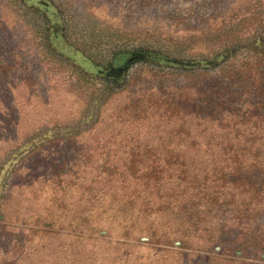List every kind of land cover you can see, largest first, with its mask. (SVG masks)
I'll return each mask as SVG.
<instances>
[{
	"label": "rangeland",
	"instance_id": "1",
	"mask_svg": "<svg viewBox=\"0 0 264 264\" xmlns=\"http://www.w3.org/2000/svg\"><path fill=\"white\" fill-rule=\"evenodd\" d=\"M66 2L64 13L60 14L74 18L72 33L67 38L77 49H66L64 57L70 58L69 61L50 51V42L42 37L43 24L37 15L31 12L27 16L25 11L0 5V91H12L10 95L0 93V264H252L253 259L242 257L240 253L252 252L249 244L244 243L241 229H229L228 226L221 231L218 225L211 226L210 220L205 225L206 214L188 202L192 184L176 180L186 168L165 165L164 158L153 162L145 155L127 166L139 172L129 179L134 180L132 184L154 185L157 191L167 185L159 196L171 204L170 208L161 213H150L160 202L153 198L156 192L145 186L140 188L142 194L133 206L124 209L117 218L108 215L101 222L89 217L91 205L88 201L94 203L104 191L94 197L96 191L84 187L92 184L101 189L103 184H109L104 180V173L95 176L102 165V157L108 158L109 162V154L111 158L116 154L114 160L123 165L131 152L143 151L150 155L170 152L176 158V154H193L197 148L188 143H163L165 138L174 140L177 132L163 127L152 128L157 123L155 118L140 113L145 109H137L132 102L129 104L133 101L139 105L133 99L134 94L140 97L146 89L152 93L157 91L160 80L152 77L155 73L152 66H134L129 72L134 79L130 86L132 92L110 98L102 105L99 115L93 113V118L87 119L89 109L94 111L96 104L94 92L101 91L105 85L97 78V68L87 56L101 59L109 57V51L114 47L133 49L145 44L156 48L180 44L195 52L204 50L210 42L208 38L200 37L201 34L192 33L191 28L202 27L206 19L190 16L193 0ZM50 10L56 11L53 7ZM210 13L209 10L201 11L205 16ZM8 63L9 67L4 65ZM82 73H87L86 77ZM186 77L180 76L172 82ZM163 85L166 91L172 87L168 82ZM147 99H143L145 103ZM10 105L12 108L7 110ZM86 120L87 125L80 126L79 123ZM73 125L78 126L76 140L67 143L62 139L51 144L39 150L35 157L21 160L20 167L12 172V164L21 158H16L19 146L26 149L27 145L39 143L40 140H31L33 137L45 134L43 136L50 138L59 127ZM59 134L61 138L72 136L71 132ZM99 138L110 139L111 144L104 148L94 147V141ZM93 154L97 157H90ZM58 159L60 162H56ZM52 164H65L66 169H49ZM108 166L109 163L105 164ZM168 174L172 183L166 182ZM156 175L163 180H156ZM53 178H67L70 186L63 190L67 200L60 209L53 206L50 189L35 197L32 193V186L39 188L50 184ZM24 198L26 208L31 211H21ZM34 198L37 201H32ZM148 203L154 209L142 213ZM103 204L107 205V210L109 197ZM4 214L7 219H3ZM46 215L56 223L64 218L63 224L69 223L75 232L70 237L52 238V241L40 236V225L31 229L30 222ZM81 222L85 239H78L76 232V226ZM99 229L105 231L94 234ZM231 232H234L233 238L237 237L235 244H220V239L215 237L219 234L221 238L223 234L225 239ZM92 235L95 240L91 239Z\"/></svg>",
	"mask_w": 264,
	"mask_h": 264
},
{
	"label": "trees",
	"instance_id": "2",
	"mask_svg": "<svg viewBox=\"0 0 264 264\" xmlns=\"http://www.w3.org/2000/svg\"><path fill=\"white\" fill-rule=\"evenodd\" d=\"M193 1L194 7L190 10V16L206 17L202 27L191 28L192 33L208 38L210 45L207 44L204 50L194 52V49H187L180 44L161 48L145 44L133 49L128 46L114 47L109 51V57L101 59L87 56L97 68V78L105 83L101 91L94 92L96 104L94 111L89 109L87 119L93 118V113L94 116L99 115L102 105L110 98L132 92L130 86L133 85L134 79L129 72L134 66L140 64L152 66V71L155 72L152 77L160 80L157 91L152 93L146 89L140 97L134 94L133 99L139 105L133 101H129V104L132 102L137 109H145L140 113L144 112L145 115L148 113L152 115L151 119L155 118L158 124L152 128L163 127L177 132L174 140L165 138L163 143L167 145L172 141L188 143L197 148L193 154H176V158L169 154L170 152L164 155L161 153L150 155L143 151L131 152L125 157L126 164L123 165L117 164L114 160L116 154L113 155L114 158L109 154V162L108 158L102 157L103 162L99 166L103 169L99 167L95 176L100 177L99 173H104V180L109 184H103L101 189L92 187V184L84 187L96 191L94 197L104 191L101 198H95L94 203L88 201L91 205L89 217L99 219L101 222L108 215L109 218H117L124 209L133 206L142 194L140 188L145 186L156 192L153 198L160 202L159 207L150 210V213H161L170 208L171 204L164 202L163 196H159L161 189L165 191L167 185L161 186L157 191L154 185L132 184L134 180L129 179L139 172L134 167L127 166L128 163H135L137 158L145 155L153 162L162 161L161 158H164L165 165L174 164L186 168L176 180L192 184L188 202L206 214L204 224L218 225L221 231L228 226L229 229L238 227L242 231L241 235L245 237L244 243H248L252 251L249 254L241 251L242 257L253 259L252 264H264V0ZM67 4L66 0H0V5L15 8L16 11H25L27 16L31 12L37 15L43 24L42 37L50 42V51L60 58L65 56L64 52L68 48L77 51L67 38L72 33L71 24L74 18L60 14ZM52 7L56 11L51 12ZM202 10H209L211 13L205 16L201 14ZM146 33L150 35L151 32ZM62 59L69 61L70 58ZM4 65L9 67L10 64ZM6 73L10 76L9 71ZM86 74L82 73V76L86 77ZM183 75H186L187 79L172 82ZM167 82L172 87L166 91L162 86ZM11 92L8 89L0 91L4 93L3 96L10 95ZM144 98H148L146 103ZM11 105L6 109H11ZM87 122L86 120L79 124L83 126L87 125ZM77 129L78 126L75 125L61 126L50 138L43 136L45 134L37 135L31 140H40L39 143L35 145L29 143L26 149L23 145L19 146V155L16 158L20 156L21 158L12 164V172L16 167H20L24 159L35 157L39 150L59 143L62 139L67 140V143L76 140ZM60 132H71L72 136L61 138ZM108 143L111 144L110 139L99 138L94 141V147L104 148ZM90 157L97 155L93 154ZM107 163L109 166L105 167ZM52 168L63 171L66 166L52 164L49 169ZM152 174L153 171L150 177ZM155 178L163 180L158 175ZM166 178V182L172 183L170 175ZM68 183L67 178L64 180L53 178L50 184L41 185L39 188L32 186V193L35 197L50 189L51 202L56 209H60L67 200L64 197L66 192L63 190L70 189ZM86 196L92 198L89 194ZM83 197L85 196L82 195ZM106 197H109L107 210H105L107 205L103 204ZM26 201L24 198L20 206L22 212L31 211L26 208ZM32 201L37 200L34 198ZM153 204L155 206L156 202ZM149 209H154L151 204L142 213ZM41 216L30 222V227L34 229L40 225V236L48 237L49 241H52V238L60 240L63 237H70L75 232L69 223L63 224L64 218L56 223L50 220L51 217L48 215ZM7 218L4 214L3 219ZM184 220L190 221V218ZM76 227L78 239H85L83 223ZM103 231L105 230L99 229L94 234ZM93 235L91 239L96 238ZM233 235L234 232H231L225 239L223 234L221 238L219 234L215 237L220 239V244L230 245L231 242L235 244L237 241V237L233 238Z\"/></svg>",
	"mask_w": 264,
	"mask_h": 264
}]
</instances>
